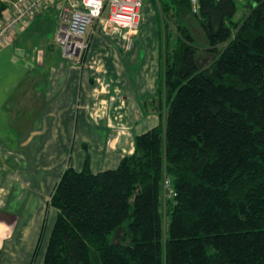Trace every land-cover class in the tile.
<instances>
[{
    "label": "trees",
    "instance_id": "1",
    "mask_svg": "<svg viewBox=\"0 0 264 264\" xmlns=\"http://www.w3.org/2000/svg\"><path fill=\"white\" fill-rule=\"evenodd\" d=\"M197 5L160 3L158 123L115 168L64 169L43 264H264V0Z\"/></svg>",
    "mask_w": 264,
    "mask_h": 264
},
{
    "label": "crops",
    "instance_id": "2",
    "mask_svg": "<svg viewBox=\"0 0 264 264\" xmlns=\"http://www.w3.org/2000/svg\"><path fill=\"white\" fill-rule=\"evenodd\" d=\"M143 15L130 46L125 31L93 25L80 65L55 41L33 42L36 19L0 47V264H43L64 169L80 170L86 154L92 172L115 168L158 123L144 101L161 81V31L140 47Z\"/></svg>",
    "mask_w": 264,
    "mask_h": 264
},
{
    "label": "built area",
    "instance_id": "3",
    "mask_svg": "<svg viewBox=\"0 0 264 264\" xmlns=\"http://www.w3.org/2000/svg\"><path fill=\"white\" fill-rule=\"evenodd\" d=\"M190 1L196 11L197 0ZM0 3L6 5L0 19V47L55 3L59 11L55 42L62 59L73 65L82 63L90 44L88 30L97 22L125 31L130 46L143 8V0H0ZM163 187L165 192L169 190V178L164 179Z\"/></svg>",
    "mask_w": 264,
    "mask_h": 264
},
{
    "label": "rangeland",
    "instance_id": "4",
    "mask_svg": "<svg viewBox=\"0 0 264 264\" xmlns=\"http://www.w3.org/2000/svg\"><path fill=\"white\" fill-rule=\"evenodd\" d=\"M160 3L171 4V0H143L142 11H144V15L142 18V23H144V25L140 26V28H141V30L146 32V36H148V38L144 39V40L137 38L138 43H139L138 45L140 47H142V43L148 44L152 41L156 42V37H157V32H156L157 27L156 26H158L159 30L162 33L161 19H163L164 16H163L161 9H160ZM241 8L245 9V7H243V6H241ZM53 10H56V9L53 8ZM241 12H242V10H238L237 14L234 17L235 21H237L241 18V16H242ZM55 13L57 16L52 12V9L46 10L41 15L37 16V18H35L36 20L33 23H31L32 25L27 30V35H31L33 42L40 43L41 41L44 40L46 42H52L53 43L55 41V30H56V25H57L56 22L59 19V11H55ZM188 20H189V27H190L191 31L194 33L198 42L202 46L203 39H202V35L200 33V29L198 28L194 19L189 18ZM96 24L103 26L102 22H97L94 24V26ZM92 26H90L88 33L91 32L90 31L91 29L94 30V28ZM137 30H136V32H137ZM94 34H95V32L93 33V35ZM160 40H161V34H160ZM131 45H132V43H131ZM59 50L60 49H58V51ZM209 59H210V56L206 55L203 52L199 53L200 63L204 64V63L208 62Z\"/></svg>",
    "mask_w": 264,
    "mask_h": 264
}]
</instances>
